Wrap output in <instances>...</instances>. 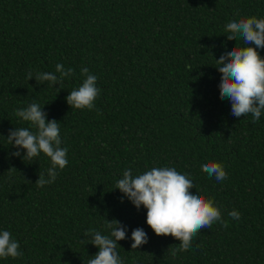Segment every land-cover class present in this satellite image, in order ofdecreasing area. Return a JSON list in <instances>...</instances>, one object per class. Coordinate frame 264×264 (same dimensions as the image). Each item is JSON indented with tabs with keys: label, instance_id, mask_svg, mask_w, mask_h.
<instances>
[{
	"label": "trees",
	"instance_id": "16d2710c",
	"mask_svg": "<svg viewBox=\"0 0 264 264\" xmlns=\"http://www.w3.org/2000/svg\"><path fill=\"white\" fill-rule=\"evenodd\" d=\"M252 16L264 18V0H0V231L23 252L0 264H88L99 249L84 233L110 235L107 219L126 226L128 239L117 242L123 264H264V113L255 123L233 116L215 67L245 46L227 39L225 25ZM57 64L74 70L61 89L36 82ZM84 67L101 89L93 110L66 101ZM33 102L58 121L68 149L67 166L43 187L35 182L47 178L50 158L14 156L6 138L16 127L36 131L15 115ZM210 161L222 164L224 181L202 171ZM154 167L190 173L193 192L228 226L202 229L173 255L180 241L157 236L147 210L115 188L124 170ZM137 227L148 242L131 249Z\"/></svg>",
	"mask_w": 264,
	"mask_h": 264
},
{
	"label": "clouds",
	"instance_id": "9594fccd",
	"mask_svg": "<svg viewBox=\"0 0 264 264\" xmlns=\"http://www.w3.org/2000/svg\"><path fill=\"white\" fill-rule=\"evenodd\" d=\"M225 33L228 40L242 39L245 46L235 45L217 59L215 67L222 74L220 97L230 101L233 116L239 118L251 114L255 123L264 113V58L257 50L264 49V18H234L225 25ZM73 74L72 68L65 69L62 64H57L55 73H37L34 77L38 84L47 81L50 86L59 84L61 89L64 79ZM81 75L86 78L78 89L69 92L66 101L71 108L93 110L101 92L96 86L97 76L89 74L87 67L81 69ZM32 77L29 72L28 79ZM15 115L29 122L36 131L23 127L9 129L6 138L16 148L12 155L21 157V149L25 150L22 159L32 160L41 153L45 154L51 160V167L47 170V178L39 173L35 183L37 187L53 183L58 170H63L68 164V149L61 147L58 121L48 120L47 113L35 102L27 108L17 109ZM201 168L217 182L224 181L228 176L219 162H206ZM115 188L138 210L141 206L147 210L146 223L157 236L171 235L180 241L173 255L189 250L193 237L202 229H210L216 222L225 228L228 226L211 199L193 192L191 174L178 172L174 167H154L136 176L132 175L131 168L126 169ZM228 215L233 219L240 217L236 210ZM105 227L111 230L110 235H103L94 229L84 233L86 244L91 243L99 249L88 264H123L117 252V242L128 239L126 226L117 219H107ZM131 240V249H138L148 242V236L143 228L137 227L132 230ZM19 249L20 244L9 231H0V258H20L23 252Z\"/></svg>",
	"mask_w": 264,
	"mask_h": 264
}]
</instances>
